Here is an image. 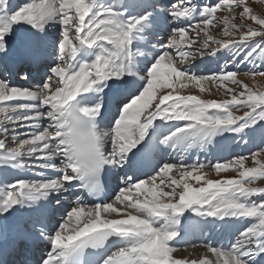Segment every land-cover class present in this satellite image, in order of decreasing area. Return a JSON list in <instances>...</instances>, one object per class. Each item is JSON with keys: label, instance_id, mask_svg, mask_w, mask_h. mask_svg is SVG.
<instances>
[{"label": "snow or ice", "instance_id": "6c2138e0", "mask_svg": "<svg viewBox=\"0 0 264 264\" xmlns=\"http://www.w3.org/2000/svg\"><path fill=\"white\" fill-rule=\"evenodd\" d=\"M262 69L248 0H0V264H264ZM225 134L248 154L165 159Z\"/></svg>", "mask_w": 264, "mask_h": 264}, {"label": "rangeland", "instance_id": "374dc122", "mask_svg": "<svg viewBox=\"0 0 264 264\" xmlns=\"http://www.w3.org/2000/svg\"><path fill=\"white\" fill-rule=\"evenodd\" d=\"M248 4L253 9V11L255 13L260 14V15H264V0H248ZM225 14L226 13H224V12L218 13V15H221V16L225 15ZM235 22L237 24L240 23L239 20H236ZM222 31H223V25H220V26L212 28V34L214 36H216L217 38H223L222 37ZM213 46H215V45H213ZM210 60H211V58L208 59V61H210ZM218 60L222 61V64H223L225 62V57L222 56ZM201 61L202 60L199 57L196 60V62H198V63L201 62ZM206 62L207 61H205V63ZM216 62H218V61H216ZM257 63H259V60L257 61ZM209 64H210V62L207 65H209ZM239 67L242 70L240 72L239 78L244 79L246 83H249V85L252 86L253 82L243 75V70H246V69L250 68L251 65L250 64H245V65H240ZM206 70H207V72H210V71H215L216 68H214V66H211L209 69H206ZM262 70H264V69H262ZM255 83H256V86H258V87H264V77L257 76ZM211 87H212L211 94H207V93L203 94L204 98H206V99H223V98H225L222 95V92H223L222 89H221V91L217 92L214 85L211 86ZM182 94H197V95H200L201 93L199 92V90L197 88H195L192 85H189V87L187 89L183 90ZM237 114H242V113H237ZM26 130L25 129H21V131H26ZM232 154H245V155H247L248 151L247 152L236 153V152H234V149H233ZM199 161L207 162V161H210V160H208V159L207 160H200L199 159ZM212 161L214 162V160H212ZM247 164H248V166H252V162H251L250 159L247 162ZM205 171L210 173V178H212V179H217L218 178L217 175L215 174V172L212 171L211 168H206ZM234 174H235L234 172L229 171V172L224 173L222 175L231 176V175H234ZM258 186H264V182H258ZM204 244L205 243L197 244V245H195V247L187 246V247L179 248V250L176 253H174V255H176L177 257L199 258L205 252Z\"/></svg>", "mask_w": 264, "mask_h": 264}, {"label": "bare ground", "instance_id": "6f19581e", "mask_svg": "<svg viewBox=\"0 0 264 264\" xmlns=\"http://www.w3.org/2000/svg\"><path fill=\"white\" fill-rule=\"evenodd\" d=\"M205 58L206 59H209V57H207V56L204 57V59ZM216 61L219 62L220 60H218L217 58H211L212 64H215ZM236 138H239V137H236ZM231 143H232V141H231ZM242 144H244V143L242 142ZM220 145L217 144V142H214L213 145H211L207 149H204V150H202V149H192L187 154H182L180 152H172V151H170L167 154L168 156L165 157V159H168L171 162H179L181 160L188 162L190 160L193 161L194 160V157L197 156V155H200L201 153L202 154L208 153V154L212 155V158L223 157L224 156V153H220V149L222 148V147H220ZM250 145L251 144L246 145L245 148H250V147L252 148V146H250ZM171 154H172V156H171ZM180 155L182 156V159L181 160H179ZM192 161H190V162H192ZM32 171H33L32 169H27V170L22 169V170L19 171V173L11 172V173H9V175L12 176V175H17L18 174V175H20L22 177H25V178H34V177H32ZM186 215H190V214H186ZM217 230H218V227H217ZM213 235H214V238L215 239H219L218 236H215V234H213Z\"/></svg>", "mask_w": 264, "mask_h": 264}]
</instances>
